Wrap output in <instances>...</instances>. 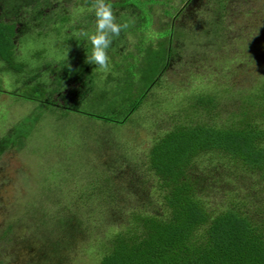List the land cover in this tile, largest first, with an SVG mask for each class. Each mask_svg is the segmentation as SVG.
<instances>
[{"label": "rangeland", "instance_id": "obj_1", "mask_svg": "<svg viewBox=\"0 0 264 264\" xmlns=\"http://www.w3.org/2000/svg\"><path fill=\"white\" fill-rule=\"evenodd\" d=\"M125 1L111 0L114 12L118 19L123 14L135 22L108 50L107 71L86 62L91 44L77 34L81 23L94 31L92 3L0 1L4 16L20 19L17 30L24 23L15 60L25 64L27 77L38 74L33 83L44 81L51 88L41 99L53 103L22 98L26 73L0 68V264H93L108 233L123 229L131 209L153 199L150 184L140 183L144 172L139 159L153 138L178 121L188 97L219 95L217 123L243 108L244 98L245 105L248 100L253 105L249 115L261 108L264 0ZM77 40L84 44V54L77 51L82 49ZM159 45L174 50L141 106L122 124L98 117L109 114L113 92L122 90L114 80L122 77L124 67L137 66L133 77L143 69L140 48L150 53ZM79 60L88 72L83 75L86 86L93 75L92 83L104 99L97 100L96 93L79 99L86 89L80 82L67 90L73 68L83 64ZM52 71L56 78L49 81ZM260 118L255 120L264 129ZM239 172L216 171L214 177L219 178L208 195L211 205L223 204L236 185L246 182L242 190L252 191L254 180L242 181L244 173ZM106 178L112 180L113 191L123 188L112 200L107 193L95 192L106 185ZM130 182L137 191L128 194ZM138 195L139 202L134 199ZM257 195L262 205L264 186Z\"/></svg>", "mask_w": 264, "mask_h": 264}, {"label": "trees", "instance_id": "obj_2", "mask_svg": "<svg viewBox=\"0 0 264 264\" xmlns=\"http://www.w3.org/2000/svg\"><path fill=\"white\" fill-rule=\"evenodd\" d=\"M86 2L91 4L93 0ZM125 2L134 4L135 0ZM138 7L147 14L143 5ZM63 17L66 20V16ZM20 22L17 17L8 18L0 12V68L22 74L26 66L14 57L19 33L24 28L23 23L17 30ZM81 24L77 25L78 35L85 27ZM78 44L82 49L77 51L84 54V44ZM140 49L141 55H145L143 69L133 77L132 70L137 66L124 67L122 77L114 80L117 88L122 90L113 92L114 103L107 106L109 114L98 116L103 120L125 123L160 80L166 70L167 57L171 58L174 50H164L161 45L150 53H145L143 47ZM77 51L74 53L78 54ZM79 61L83 63V60ZM73 69L67 90L78 82L86 86L83 75L88 72L84 70V63ZM56 74L52 71L46 79L52 81ZM37 75L27 77L26 73V77H22L21 97L52 103L41 99L48 97L51 88L44 81L33 83ZM92 76L79 99H87L94 93L97 100L104 99L103 95H98L99 87L92 83ZM263 94L261 108L255 115H249L253 105L249 100L245 105L244 98L243 108L229 113L221 123L215 121L221 112L219 95L188 97L186 106L179 109L178 121L171 129L153 138L146 154L139 159L138 166L144 172L140 183L150 184L147 188L149 190L150 186L153 191V199L141 204L138 203L139 195L134 198L141 206L131 209L123 229L111 231L110 236L99 243L98 257L93 264H264V203L260 205L256 200L264 186V129L255 120L264 117ZM117 166L119 170L122 168L121 164ZM223 169L244 173L242 181L254 180L252 191L242 190L246 182L236 185L228 190L230 196L223 204L213 206L208 199L213 188L211 183L219 178L214 177L216 171ZM107 179L104 180L106 185L98 186L95 192L107 193L112 200L123 188L113 191L112 180L107 182ZM127 185L128 194L137 191L135 183ZM51 245L57 250L56 244Z\"/></svg>", "mask_w": 264, "mask_h": 264}, {"label": "clouds", "instance_id": "obj_3", "mask_svg": "<svg viewBox=\"0 0 264 264\" xmlns=\"http://www.w3.org/2000/svg\"><path fill=\"white\" fill-rule=\"evenodd\" d=\"M95 15L94 31L82 29L79 36L91 44L90 54L87 53V63L97 65L96 68L107 71L109 69L108 50L115 40L127 31L134 19L124 18L123 14L118 19L113 9L111 0H93L91 5ZM70 67V65H69Z\"/></svg>", "mask_w": 264, "mask_h": 264}]
</instances>
